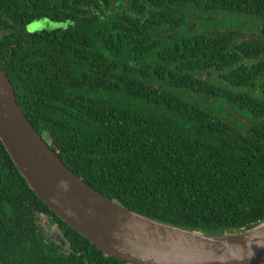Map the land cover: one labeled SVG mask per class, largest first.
Wrapping results in <instances>:
<instances>
[{"label": "trees", "instance_id": "16d2710c", "mask_svg": "<svg viewBox=\"0 0 264 264\" xmlns=\"http://www.w3.org/2000/svg\"><path fill=\"white\" fill-rule=\"evenodd\" d=\"M259 17L264 0H0V72L93 190L174 226L236 235L264 223V63H254L264 47L236 34ZM39 19L69 25L27 32ZM54 225L58 244L44 234ZM0 256L126 264L56 216L1 140Z\"/></svg>", "mask_w": 264, "mask_h": 264}, {"label": "water", "instance_id": "95a60500", "mask_svg": "<svg viewBox=\"0 0 264 264\" xmlns=\"http://www.w3.org/2000/svg\"><path fill=\"white\" fill-rule=\"evenodd\" d=\"M0 140L33 192L106 257L126 264H264V223L236 235H207L144 216L93 190L29 122L5 72Z\"/></svg>", "mask_w": 264, "mask_h": 264}, {"label": "flooded vegetation", "instance_id": "af4514ba", "mask_svg": "<svg viewBox=\"0 0 264 264\" xmlns=\"http://www.w3.org/2000/svg\"><path fill=\"white\" fill-rule=\"evenodd\" d=\"M236 33L237 35H243L244 38H239V42H253L256 44H261L262 47H264V17H259L258 19H256V22L250 23L249 27L246 29H241V30H237ZM235 35V34H234ZM235 35V36H237ZM258 54L261 55L260 52H257ZM259 58H257L254 63L261 65L262 63H264V53H262L261 56H258ZM45 229H47L45 231V235L48 239H50L51 242L57 243L60 241V238H58V234H60V228L57 225H54L52 229L47 228V226H44ZM62 234V233H61ZM45 239V243L48 244L49 241L48 239ZM54 238V239H53ZM56 240V241H52ZM62 241V240H61ZM67 242V241H66ZM4 258L2 256H0V264H6L4 263ZM15 264H20V263H15Z\"/></svg>", "mask_w": 264, "mask_h": 264}, {"label": "rangeland", "instance_id": "374dc122", "mask_svg": "<svg viewBox=\"0 0 264 264\" xmlns=\"http://www.w3.org/2000/svg\"><path fill=\"white\" fill-rule=\"evenodd\" d=\"M69 25L67 22H55L50 19H39L34 22H31L26 26L27 32H43V31H55L58 29L66 28Z\"/></svg>", "mask_w": 264, "mask_h": 264}]
</instances>
